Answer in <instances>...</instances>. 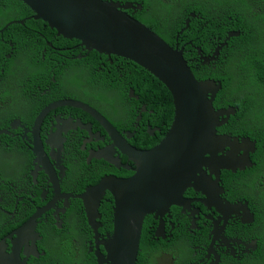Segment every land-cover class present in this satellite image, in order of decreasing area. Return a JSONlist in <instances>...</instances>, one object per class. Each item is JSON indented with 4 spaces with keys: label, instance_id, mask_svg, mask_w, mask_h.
Masks as SVG:
<instances>
[{
    "label": "flooded vegetation",
    "instance_id": "af4514ba",
    "mask_svg": "<svg viewBox=\"0 0 264 264\" xmlns=\"http://www.w3.org/2000/svg\"><path fill=\"white\" fill-rule=\"evenodd\" d=\"M114 1L122 6L132 5L128 16L145 27L151 6H157L159 1L163 3V11L175 6L157 37L185 55H195L204 47L214 55L223 40L219 37L231 34L225 21L228 0ZM253 10L256 13H246L247 20L251 17V23L264 34L260 10L257 7ZM211 24L216 28L209 29ZM78 43L50 49V59L65 66L77 83V77H84L88 70L94 69L86 61L95 60L98 67L94 70L103 73L108 85L103 89L99 80L90 79L87 83L83 79L81 88L64 102L75 107L55 104L45 114L43 126L54 139L48 145L45 143L43 149L54 177L30 154L32 127L13 128L15 121L9 122L7 117L8 111L13 110L11 105L0 107V194L11 187L14 191L18 189V194H25L21 199L15 196L14 201L0 197V212L9 217L0 219V235L4 234L0 239V264H104L107 241L115 229L116 197L107 191L102 201L94 202L100 212L97 228L89 224L86 203L77 197L107 179L127 180L134 175L137 162L123 153L124 142L140 151L151 150L160 143H150L145 148L142 133L146 130L154 136L160 132L152 126L158 113L127 82L132 79L130 64L114 56L88 53ZM73 60L83 63L73 64ZM144 82L141 80V85ZM16 103L20 106L17 100ZM2 113H6V119ZM66 121L61 136L57 137L58 124ZM110 132L117 134L116 141ZM69 148H76L78 155H68ZM233 148L222 146L219 157H226L231 166L245 169L230 171L236 174L256 169L253 179L264 182V163L257 164L250 158L249 167H245L244 153L253 152L244 146L236 154ZM229 151L235 153L234 157H230ZM217 172L218 165L210 161L208 167L197 171L199 187L187 189L183 202L146 217L142 233L149 237L150 243L141 239L140 245H144L148 257L153 254L149 264H264V210L260 223L254 224L248 202L263 205L258 190L248 188L246 178L238 176L230 194L223 171L219 179H207ZM11 206L17 209L6 212ZM259 238L262 240L258 243Z\"/></svg>",
    "mask_w": 264,
    "mask_h": 264
},
{
    "label": "water",
    "instance_id": "95a60500",
    "mask_svg": "<svg viewBox=\"0 0 264 264\" xmlns=\"http://www.w3.org/2000/svg\"><path fill=\"white\" fill-rule=\"evenodd\" d=\"M22 3L32 12L33 20L46 23L58 36L78 40L89 52L96 51L109 57L115 55L133 62L173 94L174 121L157 146L140 151L124 142L123 153L130 161L137 162L134 175L127 180L107 179L99 187L77 197L85 203L93 202V206H88L89 221L97 228L100 214L94 202L103 199L107 191L114 193L115 229L107 241L108 254L104 264H137L145 218L183 202L187 189L199 187L197 171L208 167L210 161L218 165V172L214 173L217 179L222 170H244L231 166L226 157H219V152L222 146L223 149L233 146L236 154L241 153L244 146L254 152V142L218 134V128L226 125L230 116L236 113V109L214 108L221 84L212 79H199L183 51L172 49L149 29L123 14L122 11H129L132 6L122 8L120 3L103 0H22ZM234 37L238 34H230L227 40ZM221 50L210 58H202L203 66L216 62ZM30 134L33 140L31 153L54 177L37 125ZM233 151H229L230 157H234ZM250 155L248 152L243 155L245 167L251 163ZM208 178L213 181V175ZM95 196H98L97 200L92 199Z\"/></svg>",
    "mask_w": 264,
    "mask_h": 264
},
{
    "label": "trees",
    "instance_id": "16d2710c",
    "mask_svg": "<svg viewBox=\"0 0 264 264\" xmlns=\"http://www.w3.org/2000/svg\"><path fill=\"white\" fill-rule=\"evenodd\" d=\"M228 1L230 5L226 7L227 17L225 18L227 32L238 34V37L230 40H227L229 36L224 34L219 37L223 40L217 49L222 48V50L214 63L203 66L201 62L202 58L213 56L207 47L198 49L202 51L201 54H186L185 59L199 79H212L221 84L213 104L216 110L238 109L235 115L230 116L226 125L218 128V134L240 139L248 138L251 142H254V148L256 149H254L250 158L252 162L262 164L264 163V44H258V42L264 41V34L260 33L261 29L259 27L251 23V17L247 20L246 13L251 14L253 7H257L260 10L259 21L262 19L264 23V0ZM162 6L163 3L160 1L157 6H151L145 23L147 29L155 35L171 17L175 8L174 6L163 11ZM32 16V12L22 3V0H0V99H6L8 101L6 105L12 107L13 110L8 111L7 116L8 121L12 123L18 120L22 122L29 120L31 115L35 113L37 106L33 107V100L28 102L32 95H35L31 91H33V87L37 86V81L32 76L23 74V72L19 73L20 71L18 72L16 69V60L21 59L23 68H30L36 63L39 67L41 57L45 55L47 57V67L51 61L50 48L47 43L52 39L55 47L58 48L62 45L55 37V30L42 21L33 20ZM253 16L257 15L253 14ZM22 20H24V23H21ZM215 28V24L209 26V29ZM73 43H76V41ZM224 45L225 47H223ZM45 50H47L46 53L43 52ZM10 54L11 57H9ZM86 62L94 69L98 67L95 60L88 59ZM126 62L132 68V79L127 82L132 84L137 93L143 94L145 103L152 109H156L158 113V118L152 121V126L159 128L160 132H156L154 136L149 135L146 130L142 133V138L146 142L145 148H147L150 143H153V145L158 144L170 130L175 116L174 98L169 88H166L139 66L130 61ZM72 63H83V61L73 60ZM56 65V63L52 64L53 67ZM94 69L88 70L84 77H77L78 83L75 78L71 81L76 84L73 86L76 91L81 88L83 79L87 83L90 79L99 80L101 88L106 89L105 86L108 83L105 76ZM68 72L66 70L55 76L61 86H63L61 84L62 78ZM14 78H17L18 81H13ZM141 80L145 81L143 85H141ZM28 88L31 89L29 94L27 93ZM75 92L68 94L73 97ZM17 98L18 104L24 108L17 105ZM75 150L79 152L76 148ZM254 171L256 169L233 174V172L226 170L223 171V180L226 188L229 187L230 194L234 191L235 178L238 176L246 178L248 188L258 190L256 193L260 194L261 199H263V205L253 206L250 201L248 202L250 205L249 210L253 214L254 224H259L264 210V192L261 191L264 190V187H261L264 182L253 179ZM4 192L3 189L0 197H8L11 201L15 200V196L19 198L25 196L24 193L19 195L18 189L14 191L13 187L9 188L6 193ZM20 205L21 203L17 208ZM17 208L11 206L6 209V212L11 213L12 210ZM8 218L0 212V219L6 220ZM3 236L2 233L0 239ZM141 239L145 240L147 244L150 243L149 237L144 233H142ZM261 240L262 238H259L258 243ZM147 253L144 245L141 244L137 264H149V258L153 254L148 257Z\"/></svg>",
    "mask_w": 264,
    "mask_h": 264
},
{
    "label": "clouds",
    "instance_id": "9594fccd",
    "mask_svg": "<svg viewBox=\"0 0 264 264\" xmlns=\"http://www.w3.org/2000/svg\"><path fill=\"white\" fill-rule=\"evenodd\" d=\"M103 1H108V2H113V3L115 2L114 0H103ZM125 6H122V8H124ZM130 6H132V5H130ZM122 12H123V14L127 15V17H129L128 16V13H127L128 11H122ZM131 19H133V18H131ZM133 20H135V19H133ZM140 24H142V23H140ZM55 37H56V39L58 41H60L62 43V45L59 46L58 48L72 46V43L74 41L79 42L78 40H68V39H65V38H63L61 36H58L57 35V32H56ZM74 44H76V43H73V45ZM47 45L52 50H54L55 48H57V47L54 46L52 39H50V41L47 43ZM79 46H81V44H79ZM85 51H87V50H85ZM87 52L90 53L89 51H87ZM94 52H96V51H94ZM199 53H200V51H199ZM112 56L117 57L115 55H112ZM112 56H110V57H112ZM184 56H185V54H184ZM9 57H11V54H10ZM117 58H120V59L129 61V60L124 59V58H121V57H117ZM46 61H47V59H46V57L44 55L43 56V59L41 60V63L39 64V67H37V63H36L35 65H33L30 68H25V71H26L25 74L26 75H29V76H32L37 81V86L36 87H33V91H31V89H30V91L33 92V94H35V95H32V97L28 101V102H30L31 100H33V107L37 105L36 106V111H35L34 114L31 115V117L29 118V120H27L25 122H22L20 120L14 122L15 125H16V127H19V128H20L21 125H24L25 128H27V126L32 127L31 130H30V132L32 131L33 126L34 125H37V130H38L40 142H41V145L43 147H44L45 143L48 145L49 144V141H51V140L54 139V137H52V136L49 135L48 128H46L45 126H43V123L42 122H43V118H44L45 114L51 108L56 107L55 104H57L58 106L75 107V104H67V103H64V102H65L66 99L71 98V95H69L68 93H72V92H75L76 91V89L73 87L76 84H74V83L71 82L74 79V77L69 76V72L68 73H65L64 76H63V78H62V80H61V84L63 86H61L57 82V80L55 78L56 75H59L60 73L66 71L67 70L66 67H64L61 63L56 62V61H52V60L49 62V64L46 67ZM54 63H56L57 65L53 67L52 64H54ZM47 104H51V105H50L49 108L45 109V106ZM66 123H67V121L64 122V123H59L58 124L57 137H60L61 136V132L63 131L62 126L64 124H66ZM26 135H28V133H26ZM30 136H31V134H30ZM111 136H112L113 140L116 139V133H113L112 132L111 133ZM32 148H33V140H32V137H31V150H32ZM66 152H67L68 155H71V156H77L78 153H79L75 149H71V148H69L68 150H66ZM30 154H32V153H30ZM222 171H226V170H222ZM211 175H213V181H214V179H217V177H215L216 175L214 173L211 174ZM208 177L209 176H207V179L210 180ZM20 199H21V197H20ZM92 199H94V197H92ZM100 201H102V200H100ZM86 206H87V213H88V217H89V209H88V206H93V202L86 203ZM115 209H116V207H115ZM98 210H99V208H98ZM114 213H115V210H114ZM99 214H100V212H99ZM98 218L99 217H97V219ZM89 224H91L90 221H89Z\"/></svg>",
    "mask_w": 264,
    "mask_h": 264
},
{
    "label": "rangeland",
    "instance_id": "374dc122",
    "mask_svg": "<svg viewBox=\"0 0 264 264\" xmlns=\"http://www.w3.org/2000/svg\"><path fill=\"white\" fill-rule=\"evenodd\" d=\"M253 13H256V11L253 10ZM257 16H258V15H257ZM43 52H44V51H43ZM43 56H44V55H43ZM43 56L41 57V60L43 59ZM46 59H47V57H46ZM16 64H17V67H16V66H15V67H16V69L18 70V72L20 71L19 73H22V72H23V74H25V73H26L25 68H23V67L21 66V59H17V60H16ZM18 66H19L20 68H19ZM18 72H17V73H18ZM19 73H18V74H19ZM18 74H17V75H18ZM12 80H13V81H18L17 78H14V79H12ZM7 103H8V101H7L6 99H5V100H4V98L0 99V107H4ZM5 114H6V113H2V115H4L3 118L6 119ZM3 118H1V119H3ZM15 126H16V125H13V128H15ZM261 200H263V199H260V201H261Z\"/></svg>",
    "mask_w": 264,
    "mask_h": 264
},
{
    "label": "crops",
    "instance_id": "0c3cea01",
    "mask_svg": "<svg viewBox=\"0 0 264 264\" xmlns=\"http://www.w3.org/2000/svg\"><path fill=\"white\" fill-rule=\"evenodd\" d=\"M16 100H17V102H18V98H17Z\"/></svg>",
    "mask_w": 264,
    "mask_h": 264
}]
</instances>
